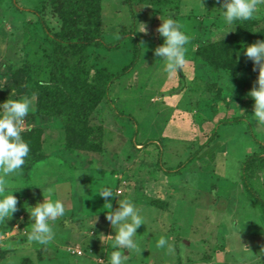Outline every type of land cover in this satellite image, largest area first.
Listing matches in <instances>:
<instances>
[{"label": "rangeland", "instance_id": "374dc122", "mask_svg": "<svg viewBox=\"0 0 264 264\" xmlns=\"http://www.w3.org/2000/svg\"><path fill=\"white\" fill-rule=\"evenodd\" d=\"M126 1L100 0L99 11L74 25L48 0H0V103L31 101L22 136L30 153L43 148L46 159L6 178L9 191L22 189L13 193L18 211L0 224V264H108L115 249L107 236L115 230L96 193L102 186L119 194L110 198L113 209L128 199L145 219L137 248L124 250L125 264H264V205L257 201L264 204V126L251 119L254 101L247 96L259 69L243 55L244 46L264 40V11L233 30L217 9L222 0H131L133 16ZM160 16L192 36L185 66L171 74L153 53L163 43ZM84 31L103 47L79 50L76 68L66 70L53 41ZM121 36L118 51L106 50ZM135 41L138 64L107 90L97 86L99 77L130 64ZM23 67L37 82L64 85L75 98L87 94L80 119L85 133L100 135L99 145L79 130L67 127L65 134L61 121L48 116L52 99L29 84ZM40 187L66 208L46 246L26 239L28 207L44 199ZM161 237L174 253L156 248Z\"/></svg>", "mask_w": 264, "mask_h": 264}, {"label": "clouds", "instance_id": "9594fccd", "mask_svg": "<svg viewBox=\"0 0 264 264\" xmlns=\"http://www.w3.org/2000/svg\"><path fill=\"white\" fill-rule=\"evenodd\" d=\"M217 9L224 25L234 30V26L240 22L256 19L264 11V0H222L221 6ZM160 19L162 23L156 31L163 38V43L154 48L153 53L164 64V71L171 74L185 66L187 46L192 36L176 19L172 17L162 19L161 16ZM141 25L139 31L147 33L146 25ZM243 55L252 61L254 71L257 67L259 69L255 84L247 96L254 101L251 119L257 125L264 126V40H257L244 46ZM43 83L41 81V84ZM30 111L29 99L8 98L0 103V224H5V221L11 219L18 211V197L13 193L22 188L9 191L11 185L6 178L17 175L29 156L30 145L23 138L22 132ZM42 190L43 202H38L27 210L31 223L26 239L29 244L38 246L49 245L56 239L54 224L58 217H64L66 213L65 203L61 198L50 200L46 197L45 191L51 193L52 189ZM96 193L106 201L104 206L110 210L106 209L105 218L115 230L114 236H107L113 238L111 247L115 249L107 257L108 264H125V258L129 255H125L124 250L127 249L131 253L137 248L136 238L139 236L137 229L142 224L145 225V219L137 206L128 199H119V206L113 209L110 198L119 194L114 193L110 187L102 186ZM165 247L169 253L175 252L174 246L166 238H159L156 241V248ZM9 264H14V261L10 259Z\"/></svg>", "mask_w": 264, "mask_h": 264}, {"label": "trees", "instance_id": "16d2710c", "mask_svg": "<svg viewBox=\"0 0 264 264\" xmlns=\"http://www.w3.org/2000/svg\"><path fill=\"white\" fill-rule=\"evenodd\" d=\"M52 3L54 12L57 15H61L64 20L70 21L71 23H74V25H79L81 18L88 15H92V10L96 9V11H99V4L100 0H48ZM128 7L131 9L132 8V3L131 0L126 1ZM131 16H133V11L132 9L130 10ZM93 16V15H92ZM134 18V17H132ZM80 37H77L75 39L69 38L67 35L61 37V40L55 39L53 43L55 44V57L58 63L62 65V67L66 70H72L73 68H76L74 64H76V59L79 56V50L81 49H87L89 47H96V48H102V44L99 42L98 38L92 33L84 31ZM58 40V41H57ZM125 41L124 36H121L120 39L115 42L112 46H105L108 51H118L123 42ZM135 50L133 52V56L131 59V62L128 66L124 68V71L121 72L120 74L112 77H107V76H101L99 77V81H97V86L103 89H108V86L113 84L115 80L119 79L122 77L124 74L125 70H128L130 68H134L141 56V50L138 45V43L135 41ZM78 63V62H77ZM23 72L25 75L28 76L27 80L29 84L33 85L37 91L40 93L42 96H46L47 98H51L53 103L55 104V108H52V112H50L51 116L53 118H56V120L61 121V124L63 125L65 134L67 127L74 130H79L85 135V138H88L92 140L96 145L100 144L101 137L99 134H95V132H91L89 134L85 133V128L82 126V121L80 119L81 115V108H85V105L89 103L87 99V94L78 98V97H73L71 90L67 88L66 86H60L59 84L55 82H44L41 84V82H37L35 77H39L38 75H33L31 76L26 72L27 70L25 67H23ZM40 75L41 78H43L46 74L44 71H42ZM35 76V77H34ZM32 77V78H31ZM27 81V82H28ZM36 96H38L36 94ZM40 96V97H41ZM86 99V100H85ZM41 102V98H39V103ZM41 105V103H40ZM40 107V106H39ZM84 120V118H83ZM84 122V121H83ZM82 137V136H81ZM35 153V154H34ZM44 151L43 148L37 152H31L29 153V156L26 158V162L24 166L22 167V171H27L31 172L34 170L36 165L46 159H44ZM72 170L75 168L70 167ZM60 170V169H59ZM72 175V172H70ZM69 175V172H68ZM73 176V175H72ZM63 177V170L58 172V179L62 180ZM61 182V181H60ZM73 178L72 180L69 181V185L72 186L71 188L74 187L73 183ZM62 183V182H61ZM257 201L264 205L263 202H261L259 199ZM32 263V262H30Z\"/></svg>", "mask_w": 264, "mask_h": 264}, {"label": "built area", "instance_id": "2783aa9c", "mask_svg": "<svg viewBox=\"0 0 264 264\" xmlns=\"http://www.w3.org/2000/svg\"><path fill=\"white\" fill-rule=\"evenodd\" d=\"M79 254H80V252H79Z\"/></svg>", "mask_w": 264, "mask_h": 264}]
</instances>
